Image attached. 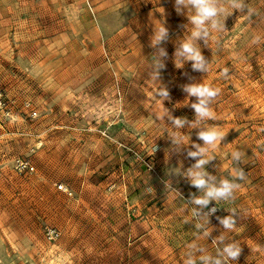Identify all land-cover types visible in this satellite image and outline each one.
<instances>
[{
  "label": "rangeland",
  "instance_id": "1",
  "mask_svg": "<svg viewBox=\"0 0 264 264\" xmlns=\"http://www.w3.org/2000/svg\"><path fill=\"white\" fill-rule=\"evenodd\" d=\"M247 3L253 15L234 11L225 20L227 33H213L208 46L200 42L211 65L206 74L193 71L190 62L175 67L176 45L188 33L186 16L176 13L174 0H0V89L11 110L9 115L0 108V264H183L192 242L215 254L211 240L224 231L216 216L233 208L236 229L224 234L241 243L234 264H264V251H251L264 249V43H251L255 35L264 37V0ZM74 11L91 18V30L102 38L85 40L83 17L81 29L71 21ZM157 20L170 33L162 45L169 58L161 78L171 96L164 106L192 120L195 113L185 106L182 85L220 88L213 104L217 118L207 123L228 133L210 153L215 159L206 170L218 180L232 179L234 167L246 174L233 200L209 205L218 211L210 217L214 231L208 240H197L194 225L185 223L186 201L200 193L171 174L179 172L181 162L186 169L195 161L186 151L168 152L164 125L152 114L159 101L146 82V64L154 53L150 37ZM60 31L72 34L56 39L54 32ZM75 62L80 68L64 83L63 68ZM71 82L86 85L67 98L72 91L58 84ZM181 131L190 135L189 148L191 142L203 146L198 130ZM139 132H145L142 140L125 144ZM116 139L125 144L128 175L137 166V173L145 172L146 165H140L148 156L156 171L145 168L155 175L135 183L128 178L121 186ZM234 150L244 153L238 165L231 159ZM18 156L32 160L33 174L15 169ZM124 189L132 200L130 215ZM49 227L60 231L56 240L47 237Z\"/></svg>",
  "mask_w": 264,
  "mask_h": 264
},
{
  "label": "clouds",
  "instance_id": "2",
  "mask_svg": "<svg viewBox=\"0 0 264 264\" xmlns=\"http://www.w3.org/2000/svg\"><path fill=\"white\" fill-rule=\"evenodd\" d=\"M174 9L177 14L186 16L187 24L183 27L185 33H188L176 45L173 54L175 67L182 69L186 63L190 62L193 71L206 74L211 65L202 53L200 42L202 41L204 46H208L213 33H227L225 20L234 11L249 16L255 12L253 8L249 7L247 0H174ZM158 11L161 16L165 14V9L162 7L158 8ZM157 22L154 23L153 34L150 37V47L154 49V53L152 59L146 64L148 69L146 82L155 89L153 98L159 101L158 110H154L152 114L155 121L164 125V132L167 133L170 141L168 152L179 155L186 151V158L195 161L186 169H183L181 162V167L178 168L179 172L171 174L182 176L200 193L199 195L191 193L187 199L184 210L187 212L190 209V217L185 220V223L194 225L197 240H208L214 231V228L210 226V217L215 215L218 210L217 207H209V205L213 201L217 204L220 201L233 200L235 193L242 186L238 181L245 180L246 174L243 168L234 167L231 171L232 179L218 180L216 175H212L206 170V166L215 159L210 153L221 145L228 133L207 123L217 118L213 104L221 94L220 88L203 82H190L182 85V91L188 98L185 106L193 109L195 113V118L192 120L185 116H175L164 106L165 101H171V96L161 78V73L165 70L166 61L169 58L166 48L162 45L168 42L170 33L163 20H157ZM251 43L253 45L264 43V37L255 35ZM227 75L228 69H224L221 76L226 77ZM193 97L195 102L189 103ZM185 127L189 130H198L196 136L203 142V146L200 143L191 142V147H188L190 135L181 131ZM243 156L244 153L239 150H234L231 153V159L237 165L242 162ZM169 187L173 188L171 183ZM173 190L181 196L179 191L174 188ZM226 211L229 213L228 215L216 216L224 231L211 240L215 254L209 253L200 244L192 242L186 246L183 264H234L239 259L242 253L241 243L235 239L229 240L224 234L235 231L237 212L234 208L226 209ZM251 251L262 252L264 249L257 246Z\"/></svg>",
  "mask_w": 264,
  "mask_h": 264
},
{
  "label": "crops",
  "instance_id": "3",
  "mask_svg": "<svg viewBox=\"0 0 264 264\" xmlns=\"http://www.w3.org/2000/svg\"><path fill=\"white\" fill-rule=\"evenodd\" d=\"M73 6H77V5L74 4ZM83 10H86L85 7L82 8L81 11H83ZM73 15H74V19L71 20V21L74 22V24L79 25V26H80V24H82L81 23V18L83 17L82 22L85 24V26H84V29L83 30H80V32H82V34L84 35L85 40H92V39H98L99 40V39L102 38V35H101L100 32H96V31L94 32V31L91 30V26H92V20H91V18L90 19L87 18V16L84 15V14L79 15L75 11H74ZM6 16L7 15H5V17ZM68 17H69V15H68ZM81 28H83V26H80V29ZM69 33L72 34V32H63V31H60V32H54V35L57 36L56 39L57 38L58 39H61V37L66 38ZM73 33H77V30L75 29ZM78 54L81 55V53H78ZM83 55H86V52ZM77 65H78V63L75 62L73 64H70L67 68H65V69L63 68L64 71L68 72L67 74L65 73V74L62 75L63 76L62 79H63V82L64 83H65V78H66L67 75H69V74L72 75L73 72L78 71L77 68H80V67H78ZM77 84L78 85L75 86L74 85V82H71V84L68 83V84H64V85H62V83H61V84H58V86L60 87V89H61V87L62 88L64 87V88H67L68 90H71L72 93L69 94V95H67V98H71L72 95H74V93L76 94V92H77V88L76 87H78L80 85H83V86L86 85V84L80 83V82L77 83ZM139 133H140V136L139 137L137 136V137H134L132 139H129L127 142H125V144L132 143V141H134V142L136 141L137 142L136 139H138V141L142 140L143 137H144L143 134H145V132H143V133L142 132H139ZM125 144L120 143V140L119 139H116L115 140V146H116V149H117L116 151L118 152L119 157L122 159V162H119V169H118V176L120 178V184H121V186H124V187L126 186V183H127L128 178H129V181L132 182V183H135L137 181H140L143 178L145 179V177H151L152 178L153 175H155V174L153 173V175H151L148 172L149 169L147 170L145 168L146 166H145L144 163L141 164L140 167L145 166V167L142 168L145 172H143V173L138 172L137 173V171H138V166H137L135 168V173L136 174L135 173H134V175H132V174L131 175H128L127 174L128 173V169L130 168L129 165L131 164V162L129 164H128V162H123L124 157L125 158L127 157L126 156V153H124L125 152V149L123 148V145H125ZM127 160H129V159H127ZM167 166H168V162H167ZM166 168L168 169V167H166ZM123 194H124V200L126 201V207L129 209V208H131L130 204H131L132 200H130L129 197H128L129 195L127 194V189H124V193ZM127 212H128V215H130L131 213H133V212L130 211V209L127 210Z\"/></svg>",
  "mask_w": 264,
  "mask_h": 264
},
{
  "label": "built area",
  "instance_id": "4",
  "mask_svg": "<svg viewBox=\"0 0 264 264\" xmlns=\"http://www.w3.org/2000/svg\"><path fill=\"white\" fill-rule=\"evenodd\" d=\"M7 103H8V101L6 100L5 94H4L3 90L0 89V108L7 109L6 114L10 115L11 110L7 108ZM27 105H29V103ZM130 150L137 153L134 148L130 147ZM149 157H151V156H148L146 158L142 157L143 162L149 170L156 171L154 162ZM14 167L17 171L24 173V174H33L34 171L36 170V166L32 162V160L30 158L23 157V156H18L14 159ZM59 187L61 189H63L64 191H67L70 194H72V191L69 190V187L66 186L64 183H61ZM110 188H112V187H110ZM210 207H217V206H216V204H212ZM129 209L131 211V208H129ZM46 234L50 240H56L60 236V231L55 227H49V228H47Z\"/></svg>",
  "mask_w": 264,
  "mask_h": 264
},
{
  "label": "trees",
  "instance_id": "5",
  "mask_svg": "<svg viewBox=\"0 0 264 264\" xmlns=\"http://www.w3.org/2000/svg\"><path fill=\"white\" fill-rule=\"evenodd\" d=\"M149 158H151V157H149Z\"/></svg>",
  "mask_w": 264,
  "mask_h": 264
}]
</instances>
